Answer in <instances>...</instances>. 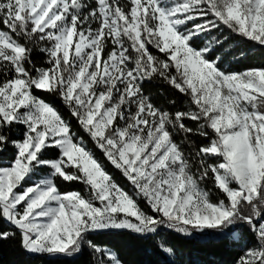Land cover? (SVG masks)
<instances>
[{
	"label": "snow or ice",
	"instance_id": "snow-or-ice-1",
	"mask_svg": "<svg viewBox=\"0 0 264 264\" xmlns=\"http://www.w3.org/2000/svg\"><path fill=\"white\" fill-rule=\"evenodd\" d=\"M257 52L264 0H0V246L122 264L97 237L164 229L264 264V67L231 70Z\"/></svg>",
	"mask_w": 264,
	"mask_h": 264
},
{
	"label": "trees",
	"instance_id": "trees-1",
	"mask_svg": "<svg viewBox=\"0 0 264 264\" xmlns=\"http://www.w3.org/2000/svg\"><path fill=\"white\" fill-rule=\"evenodd\" d=\"M33 59L37 64H43L44 58L42 54L35 53ZM225 60L227 62V57ZM248 67H264V55L257 52L256 55L249 56L243 63L234 65L231 70L239 71ZM148 91L152 92L154 97H156L158 89L151 87ZM42 98L54 104L65 118H68L69 114L59 99L47 94H43ZM72 125L73 129L78 131L74 120H72ZM79 134L84 135L83 133ZM85 140H87L86 136ZM206 142L197 140L198 144ZM8 158L9 156L4 157L5 160ZM107 171L114 176L118 183L126 186L125 180L111 166L107 167ZM60 190L62 192H82L83 185L76 182L71 185L60 184ZM97 240L112 249L122 261V264H236L244 247L243 243L237 245L231 240L221 241L212 237H202L198 234L184 237L164 229L160 230L158 236L147 240L135 239L130 234L115 232L99 236ZM159 240L166 241L168 245L173 247L176 253L174 257H167L158 250L156 244ZM246 242L249 245L253 242L251 236L246 237ZM0 264H64V262L26 256L20 251L15 242H6L0 246ZM68 264H90V257L85 252L78 258L68 262Z\"/></svg>",
	"mask_w": 264,
	"mask_h": 264
},
{
	"label": "rangeland",
	"instance_id": "rangeland-1",
	"mask_svg": "<svg viewBox=\"0 0 264 264\" xmlns=\"http://www.w3.org/2000/svg\"><path fill=\"white\" fill-rule=\"evenodd\" d=\"M167 257H169V256H167Z\"/></svg>",
	"mask_w": 264,
	"mask_h": 264
}]
</instances>
